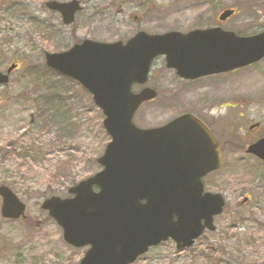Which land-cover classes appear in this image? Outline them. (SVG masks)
I'll return each mask as SVG.
<instances>
[{"label": "rangeland", "instance_id": "rangeland-1", "mask_svg": "<svg viewBox=\"0 0 264 264\" xmlns=\"http://www.w3.org/2000/svg\"><path fill=\"white\" fill-rule=\"evenodd\" d=\"M46 1L0 0V69L6 72L10 64H19L4 94L0 92V182L26 199L30 208L40 206L47 196H66L69 187L96 173L97 158L109 142L101 109L76 82L48 70L46 52L69 50L83 39L124 41L140 30L187 32L220 24V12L231 8L237 11L221 22L226 28L241 35L264 30V0H78L83 8L69 25L46 8ZM157 63L151 83L159 97L141 106L136 124L160 126L181 112L201 110L197 95L188 93L207 85L215 99L203 112L216 119L213 126L226 148L223 166L208 179L209 188L223 193L227 205L215 218L216 230L206 232L193 247L179 250L169 240L133 264H264V196L240 205L261 182L257 177L264 179V164L247 159L238 146L245 134L257 131L248 129L257 121L264 133V59L197 84L178 83L175 73L161 66L163 59ZM63 159L70 162L63 165ZM1 221L0 264H41L36 258L41 249L22 239L29 231L32 240L31 227ZM68 250L72 264H78L84 249ZM46 260H51L47 254ZM49 261L44 264H52Z\"/></svg>", "mask_w": 264, "mask_h": 264}, {"label": "water", "instance_id": "water-1", "mask_svg": "<svg viewBox=\"0 0 264 264\" xmlns=\"http://www.w3.org/2000/svg\"><path fill=\"white\" fill-rule=\"evenodd\" d=\"M46 3L68 25L82 9L78 0ZM158 55H165L167 67L186 79L229 72L264 58V32L240 37L217 27L188 34L139 31L124 43L84 40L68 51L45 55L48 67L92 93L112 137L98 159L102 171L72 188L74 198L55 196L43 204L63 226L66 241L77 247L91 244L81 264H131L169 238L178 248L190 246L206 226L215 229L213 217L223 209L220 194L203 195L201 178L222 164L216 139L204 123L189 114L159 128L134 122L139 106L156 92L146 87L135 94L132 85L147 82ZM7 80L0 72V83ZM249 152L264 159V138L250 145ZM93 186L101 190L94 192ZM0 194L4 216L19 217L24 204L4 185Z\"/></svg>", "mask_w": 264, "mask_h": 264}, {"label": "flooded vegetation", "instance_id": "flooded-vegetation-1", "mask_svg": "<svg viewBox=\"0 0 264 264\" xmlns=\"http://www.w3.org/2000/svg\"><path fill=\"white\" fill-rule=\"evenodd\" d=\"M52 12L58 14L59 19H61L62 23H64L63 22V16H62L61 13H59V12L57 13L55 11H52ZM227 20L228 19L221 20V21L219 20L220 24H216V25L210 24L208 26H203V27H206V28L219 27V28H222L223 30H226V31H231V32L234 31V32H236V34L240 35L234 29L226 28L223 25V23H221V22H225ZM48 29H52V26H50ZM160 58L163 59V63H164L161 66H164V65L166 66L165 57H163V56L157 57L152 62L153 65H152L150 76H149V79H148V82H147V85L153 87L157 91V98L159 97L158 96L159 92L155 88V86L151 83V77L153 75L152 74L153 70L156 69V66L158 65L157 60L160 59ZM18 67H19V65L17 66V68ZM17 68H15L11 72V74H13V72L17 71ZM166 70L167 71L169 70L170 72L172 71L173 73H175L174 76H175V79H176V81L178 83L185 82L186 84H191V83L197 84V83H200L201 80H205V79L207 80L209 78H212L213 76H216V75L201 76V78H194V79L190 80V79H184L182 77H179L174 69L166 67ZM2 72L6 73L5 71H2ZM52 73L53 74H57V72H55V71L52 72ZM11 74H10V76H11ZM223 74H229V73H223ZM223 74H219V75H223ZM10 82L11 81H10V78H9V80H8V82H6V84H0V92H2V94H4V90L6 89L5 87H7ZM206 87H207V85L204 84V85L200 86V88H198L197 90L191 91V92L188 93L190 95H191V93L197 95L199 100H198L196 105L201 107V110H199L197 107H195V108H192V111L181 112V114H191V115L193 114V115L197 116L202 123H204L206 126L209 127L213 137L216 138V141L218 143V147L220 148V150L222 152V157H223L224 151H226V148L223 147L224 143H222L221 137L217 133L215 126H213V123L216 122V119H211L208 115L204 114L205 112H203V111H207V110H205V108H209L210 105H213L212 103L214 102V99H215V94L214 93L211 94L210 92L208 93V91H210V90H208V88H206ZM142 88H143V86L135 85L134 91L137 92L138 90H141ZM157 98H155V99H157ZM154 100H151V101H154ZM228 106L231 107V108H234V109L236 108V107H234V106H232L230 104H228ZM181 114H179L177 116H180ZM226 128H227L229 133L233 132L232 128H229V127H226ZM261 128H262V124L259 121H257L256 123L252 124L248 129H251L253 131L257 130V131L255 133L249 135V136H248V134H245L244 137H243L244 142L242 144L238 145V146H239L240 150H242V151H244L246 153L245 157L247 159H248V157H252L253 158L252 160H254L255 162L264 164V160L262 158H260L258 156H255L252 153H249V152L247 153L248 147L250 145L255 144L256 142H258V140L264 138V133L261 131ZM226 143L229 144L228 141H226ZM236 145H237V142L235 141V146ZM216 171H218V170H216ZM216 171L215 172L206 173L205 176L202 178V180L204 182V187H205L204 190L205 191H209V192H213V193L220 192V191H217V192L212 191L209 188L210 183H209L208 179L210 178V176L212 174H215ZM257 178H258L257 179L258 181L261 179V182L254 188V193L250 194V196L245 195V198L240 203V205L249 204L250 201H251L250 200L251 197L261 198V196H264V179L262 177L259 178V176ZM95 189L98 190L99 188H95ZM223 196L225 198V201H227V199H226L224 194H223ZM23 200L25 201V212L18 219L5 218L2 215L1 211H0V217L2 218L1 222H3V225L11 224V225L14 226V224L20 223V224H24L25 227H31V231H34V236L32 237V240L27 237V234H28L29 231H25L24 232L25 235L23 236L22 239L23 240H29L28 241L29 243H32V245L36 244V247L39 250L41 249V252H39L40 254H38V256L36 257V258L40 259V263L41 264H44L47 261H49V260H46V254L51 258V260L49 262H51L52 264H54V263L55 264H72L73 263L72 262V255L70 254L69 250L67 251V249L68 248L69 249H79V248L73 246L68 241H65V239H64V230H63L62 225L59 223V221L57 219H55L54 217H52V215L50 214V210L45 209V208L43 209L42 204L39 206V204L37 202L38 205L37 204L36 205L38 207L37 206L36 207L33 206L31 208H34V209H31L30 206H29L30 203L26 199H23ZM189 200H190V203H191L190 197H189ZM226 205H227V203H226ZM238 209H239V206H238ZM242 216H243V214L240 212L239 215L235 217L237 222H240V219H242ZM12 231L13 230H10L9 233H8L11 236L13 234ZM206 232L207 231H205L202 235L205 236ZM44 249H46V251ZM82 249H84L82 257H84L86 252H87V250L89 249V247L85 246V247H82ZM184 250H186V249H184ZM82 257H81V259H82Z\"/></svg>", "mask_w": 264, "mask_h": 264}, {"label": "trees", "instance_id": "trees-1", "mask_svg": "<svg viewBox=\"0 0 264 264\" xmlns=\"http://www.w3.org/2000/svg\"><path fill=\"white\" fill-rule=\"evenodd\" d=\"M50 72H51V70H50ZM52 143H54V142H52ZM52 143H49V148L51 147L50 145H52ZM31 156V155H30ZM70 162V160L69 159H63V160H61V163L64 165V164H68Z\"/></svg>", "mask_w": 264, "mask_h": 264}]
</instances>
